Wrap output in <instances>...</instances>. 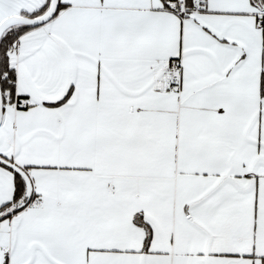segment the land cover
Segmentation results:
<instances>
[{
  "label": "snow or ice",
  "instance_id": "snow-or-ice-1",
  "mask_svg": "<svg viewBox=\"0 0 264 264\" xmlns=\"http://www.w3.org/2000/svg\"><path fill=\"white\" fill-rule=\"evenodd\" d=\"M0 264H264V0H0Z\"/></svg>",
  "mask_w": 264,
  "mask_h": 264
}]
</instances>
